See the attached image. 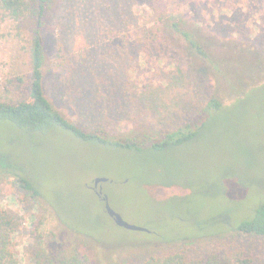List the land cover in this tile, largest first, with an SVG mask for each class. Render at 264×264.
<instances>
[{
    "label": "rangeland",
    "instance_id": "rangeland-1",
    "mask_svg": "<svg viewBox=\"0 0 264 264\" xmlns=\"http://www.w3.org/2000/svg\"><path fill=\"white\" fill-rule=\"evenodd\" d=\"M173 23L199 32L222 75L192 54ZM43 33L45 94L87 133L147 147L194 126L213 94L225 109L200 123L195 140L163 151L0 119V157L23 165L40 191L34 198L17 177L0 173V211L14 219L21 264L39 257L32 233L42 220L66 228V241L88 244L90 261L82 264H143L187 236L192 257L264 264V236L231 230L264 203V0H55ZM29 39L27 23H0V97L28 91ZM226 62L236 73L233 90ZM97 178H107L100 186L111 207L148 231L115 223L95 191Z\"/></svg>",
    "mask_w": 264,
    "mask_h": 264
},
{
    "label": "trees",
    "instance_id": "trees-1",
    "mask_svg": "<svg viewBox=\"0 0 264 264\" xmlns=\"http://www.w3.org/2000/svg\"><path fill=\"white\" fill-rule=\"evenodd\" d=\"M54 1L0 0V23L10 22L17 26L27 23L30 27L29 51L32 65L28 91L22 97H0V119L9 120L28 131L45 132L53 126H60L85 140H94L99 143L110 144L129 150L141 151L150 149L152 151H163L170 147L195 140L199 135L200 128L203 126L200 123L208 122L212 116L225 109L222 99L213 94L201 110V114L196 119L197 123L194 126L187 125L186 127H181L167 133L162 139L152 141L147 147L139 142L111 140L102 138L97 133L83 131L78 125L71 123L50 102L45 94L44 69L46 66V50L43 29L47 13ZM173 29L185 40L187 48H189L195 57L200 56L208 63L210 71L214 73L217 71L222 75L221 71L224 68L220 66L219 62L217 63L216 60L209 57V54L202 47L198 31L184 29L178 23H173ZM237 65L240 66L238 63L236 64V68ZM224 66L229 71H227V74H223V77L229 81L230 88L232 89L235 86L233 82L236 78V73L230 70L232 65L229 62L224 63ZM249 69L251 71L254 68L250 65ZM204 72L207 73L205 69ZM231 78H233L232 81ZM22 81L18 78L16 86L19 87ZM25 169L23 165L11 156L0 157V173L12 174L18 178L20 184L26 190L32 193L34 198L40 196V191L34 183L23 176L26 173ZM66 225L71 227L69 224ZM231 230L244 236H264V203L255 209L254 216L251 219L239 222ZM65 232L66 228L62 229L61 227L60 231H56L53 225H50V223L46 225L43 220L36 224V229L32 234L42 248L34 264H82L84 260L90 261L86 253L87 248H89L88 244L80 243L77 246L72 241H66L63 237ZM14 233V219L6 211H0V264H21L14 251ZM191 238L193 237L187 236L176 239V243L179 244L181 242L183 245L173 251L151 255L143 264H234L223 259L217 253H209L200 257L190 256L186 245ZM83 253L86 254L83 255ZM239 264L249 263L244 259L240 260Z\"/></svg>",
    "mask_w": 264,
    "mask_h": 264
},
{
    "label": "water",
    "instance_id": "water-1",
    "mask_svg": "<svg viewBox=\"0 0 264 264\" xmlns=\"http://www.w3.org/2000/svg\"><path fill=\"white\" fill-rule=\"evenodd\" d=\"M104 181H107V178L95 179L94 187H98L100 185V183H102ZM98 194H99V196L102 197V199L105 202L106 212L114 219L115 223L118 226L129 229V230H134V231H148L144 227L131 224V223L127 222L126 220H124L123 217L111 207L108 196L106 194H103L102 187L98 191Z\"/></svg>",
    "mask_w": 264,
    "mask_h": 264
},
{
    "label": "flooded vegetation",
    "instance_id": "flooded-vegetation-1",
    "mask_svg": "<svg viewBox=\"0 0 264 264\" xmlns=\"http://www.w3.org/2000/svg\"><path fill=\"white\" fill-rule=\"evenodd\" d=\"M95 191L98 193V191L100 190L101 186L99 185L98 187H94Z\"/></svg>",
    "mask_w": 264,
    "mask_h": 264
}]
</instances>
